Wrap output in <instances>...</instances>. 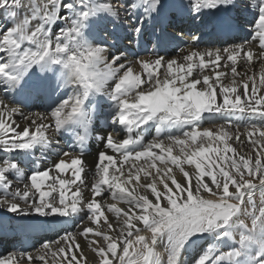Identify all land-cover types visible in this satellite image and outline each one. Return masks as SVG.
<instances>
[{"label":"snow or ice","instance_id":"snow-or-ice-1","mask_svg":"<svg viewBox=\"0 0 264 264\" xmlns=\"http://www.w3.org/2000/svg\"><path fill=\"white\" fill-rule=\"evenodd\" d=\"M0 212V264H264V0H0Z\"/></svg>","mask_w":264,"mask_h":264},{"label":"bare ground","instance_id":"bare-ground-1","mask_svg":"<svg viewBox=\"0 0 264 264\" xmlns=\"http://www.w3.org/2000/svg\"><path fill=\"white\" fill-rule=\"evenodd\" d=\"M246 31H247V28H245V32H246ZM171 33H175V32H171ZM197 34H199V33H197ZM176 35H177V38H178L179 42L183 44L182 47H181L180 49H184V51H177L176 48H174L173 51L171 52L170 56L182 57L183 55L186 54V51H187V49H186V44H187V42L189 41L190 38H189L187 35L180 36L178 33H177ZM242 39H243V38H242ZM242 39H240V40H238V41H235V43H239ZM206 40H207V39H206ZM206 46H210V45H208V44H200V45H199L200 48H204V47H206ZM215 46H216V47H223V46H225V45H224V44H215ZM238 70H239V71H244V69H242V68H238ZM17 118H18V117H16V119H17ZM18 120H20L21 125L23 126L24 121L22 120V118H21V119H18ZM205 126H207V125H205ZM123 135H124V133H121V137H123ZM146 139H151V134H149V135L146 137ZM100 147H101V146H100ZM100 147H99V148H100ZM97 150H98V148L95 149V152H94L93 155H90L89 157H85V160L87 161L86 168H87V170H88V174H89V175L87 176V180H88L89 182H90L91 179H92V176H90V175H92V172L94 173L95 155H96ZM64 175H65L67 178H71L70 175H69L68 173H65ZM98 199H99V198H98ZM106 199H107L109 202H111L109 197H106ZM255 199H256V201H257V204H259L260 199H261V196H260V193H259V192L256 194ZM108 215L110 216L111 214H108ZM81 244H82V245L85 244V242L83 241V238H81ZM36 247H39V245H37ZM29 252H32L33 254H35V250H34V248H33L32 250H30ZM85 254H86V256H88V258H89V262H90V264H91V260L93 259V257L95 256V254H94V253H91V252H89V251H87V249H86V251H85ZM37 264H40V262H37Z\"/></svg>","mask_w":264,"mask_h":264}]
</instances>
